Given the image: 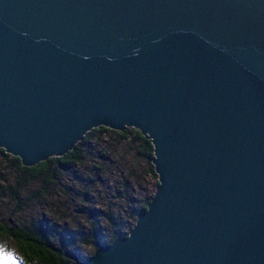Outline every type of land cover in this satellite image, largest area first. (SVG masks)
Returning a JSON list of instances; mask_svg holds the SVG:
<instances>
[{
	"label": "water",
	"instance_id": "95a60500",
	"mask_svg": "<svg viewBox=\"0 0 264 264\" xmlns=\"http://www.w3.org/2000/svg\"><path fill=\"white\" fill-rule=\"evenodd\" d=\"M98 127L150 140L158 186L82 264H264V0H0V149Z\"/></svg>",
	"mask_w": 264,
	"mask_h": 264
},
{
	"label": "trees",
	"instance_id": "16d2710c",
	"mask_svg": "<svg viewBox=\"0 0 264 264\" xmlns=\"http://www.w3.org/2000/svg\"><path fill=\"white\" fill-rule=\"evenodd\" d=\"M0 155L7 160L8 154L0 149ZM91 162V160H93ZM153 146L145 136L135 129L122 132L113 131L105 127H98L85 134L73 150L60 158H50L33 167H23L18 158L11 156V162L19 172L22 184L41 178L45 187L63 178V196L65 202H78V196L91 193L85 186L100 181L105 176L115 172L118 177H124L125 192L131 180L137 181L139 186L143 179L152 182V191L143 188L137 197L121 195L117 200L128 204L127 212L116 214L115 205L109 207L104 214L107 225L111 228L109 239L102 235L101 223L97 218L91 225V231L84 242L95 252L99 246L111 245L118 238L126 237L135 224L136 219L145 212L154 191L158 186L157 175L152 165ZM143 166L144 170L141 168ZM88 181L84 182V179ZM18 200V199H17ZM80 203H84L82 200ZM124 214V215H123ZM54 227L48 223L31 222L27 226L0 224V237L10 240L21 261L25 264H82L84 257L82 250H77L75 243H56L52 238ZM103 236V237H102ZM72 238L71 241H73Z\"/></svg>",
	"mask_w": 264,
	"mask_h": 264
},
{
	"label": "rangeland",
	"instance_id": "374dc122",
	"mask_svg": "<svg viewBox=\"0 0 264 264\" xmlns=\"http://www.w3.org/2000/svg\"><path fill=\"white\" fill-rule=\"evenodd\" d=\"M7 156L8 159L5 160L0 155V224L23 227L31 222L48 223L54 227L52 238L56 243H75V248L82 250L84 257H91L94 254L90 246L84 242L86 235L91 231L94 218L101 223L102 235L109 239L112 231L104 214L109 211L111 205L121 207L114 209L119 215L122 212L126 213L128 208V204L121 199L117 200V197L121 195L123 198L128 194L131 197V193L137 197L143 188L151 191L153 189L148 178L143 179L139 186L136 185L137 181L141 180L137 176V180H131L125 192L124 177H118L115 172H111L110 176L107 175L100 181L85 186L92 191L86 196L80 193L79 203L76 204L74 201L67 203L62 194L65 184L63 178L57 179L55 183H49L46 187L39 177L22 184L18 169L11 162V155ZM93 161L94 159L91 160ZM141 168L144 170L142 165ZM86 181L88 178L84 179V182ZM81 200L84 203H80ZM0 264H25L13 243L3 237H0Z\"/></svg>",
	"mask_w": 264,
	"mask_h": 264
}]
</instances>
